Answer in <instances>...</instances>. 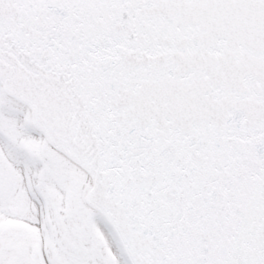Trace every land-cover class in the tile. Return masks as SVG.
<instances>
[{"label": "snow or ice", "instance_id": "snow-or-ice-1", "mask_svg": "<svg viewBox=\"0 0 264 264\" xmlns=\"http://www.w3.org/2000/svg\"><path fill=\"white\" fill-rule=\"evenodd\" d=\"M0 264H264V0H0Z\"/></svg>", "mask_w": 264, "mask_h": 264}]
</instances>
